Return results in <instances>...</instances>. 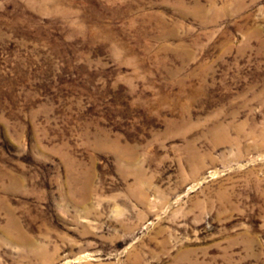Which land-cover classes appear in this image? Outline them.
<instances>
[{
	"label": "rangeland",
	"instance_id": "374dc122",
	"mask_svg": "<svg viewBox=\"0 0 264 264\" xmlns=\"http://www.w3.org/2000/svg\"><path fill=\"white\" fill-rule=\"evenodd\" d=\"M0 264H264V0H0Z\"/></svg>",
	"mask_w": 264,
	"mask_h": 264
}]
</instances>
